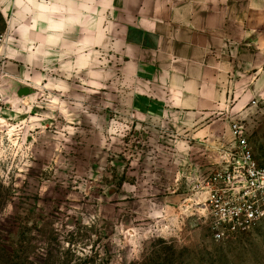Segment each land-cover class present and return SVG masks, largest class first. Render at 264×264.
<instances>
[{
    "label": "rangeland",
    "instance_id": "374dc122",
    "mask_svg": "<svg viewBox=\"0 0 264 264\" xmlns=\"http://www.w3.org/2000/svg\"><path fill=\"white\" fill-rule=\"evenodd\" d=\"M123 6L0 3V264H264V217L230 232L215 201L237 131L264 167V11L197 106L136 65Z\"/></svg>",
    "mask_w": 264,
    "mask_h": 264
},
{
    "label": "crops",
    "instance_id": "0c3cea01",
    "mask_svg": "<svg viewBox=\"0 0 264 264\" xmlns=\"http://www.w3.org/2000/svg\"><path fill=\"white\" fill-rule=\"evenodd\" d=\"M93 2L86 0L87 7ZM123 4L129 20L125 41L129 49L137 50L132 56L136 65L152 66L157 87L182 90L180 96L188 97L183 104L197 106L206 102L205 75L230 72L228 64L238 57L236 44L253 39L244 29L238 34L239 24L248 25L251 11H264V0H123ZM257 56L264 58L263 48ZM255 69L264 70V64L245 71ZM177 79L182 83L173 84Z\"/></svg>",
    "mask_w": 264,
    "mask_h": 264
},
{
    "label": "built area",
    "instance_id": "2783aa9c",
    "mask_svg": "<svg viewBox=\"0 0 264 264\" xmlns=\"http://www.w3.org/2000/svg\"><path fill=\"white\" fill-rule=\"evenodd\" d=\"M238 132L233 173L224 178L225 183L233 186L232 194L228 200L222 196L215 200L218 203V227L230 232L247 231L264 217V167L256 162L248 139ZM217 196L214 195L212 200Z\"/></svg>",
    "mask_w": 264,
    "mask_h": 264
}]
</instances>
